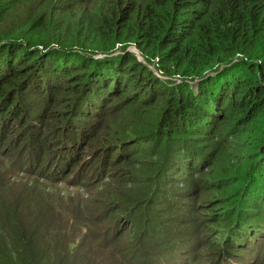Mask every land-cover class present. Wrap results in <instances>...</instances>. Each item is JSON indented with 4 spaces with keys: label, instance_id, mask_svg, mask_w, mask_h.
Listing matches in <instances>:
<instances>
[{
    "label": "trees",
    "instance_id": "obj_1",
    "mask_svg": "<svg viewBox=\"0 0 264 264\" xmlns=\"http://www.w3.org/2000/svg\"><path fill=\"white\" fill-rule=\"evenodd\" d=\"M263 173L264 0H0V264H264Z\"/></svg>",
    "mask_w": 264,
    "mask_h": 264
},
{
    "label": "rangeland",
    "instance_id": "obj_2",
    "mask_svg": "<svg viewBox=\"0 0 264 264\" xmlns=\"http://www.w3.org/2000/svg\"><path fill=\"white\" fill-rule=\"evenodd\" d=\"M128 50L132 53H135L136 55H138L139 57V60H141L143 63V59L139 56V53L136 51L135 47H132V46H129ZM145 64V63H144ZM149 68L153 71V73L159 78V79H162V80H167L168 78L167 77H164L162 75V71L160 70H157L156 67L150 65ZM120 103L119 101H117L116 104ZM129 109H132L131 107H124V108H119L117 109L116 113L114 114L113 117L110 118L109 122H111L113 119L115 120H120V121H123V124L124 126H129L131 123H133V116H132V113L129 112ZM209 171L206 172V174L208 173ZM205 178V177H204ZM13 181H16V183H19L20 186L21 183L20 181L18 180H15L14 178H12ZM263 179H264V173H263ZM72 183H73V180L68 182H58V183H50V182H46L45 183V186H46V191L51 194L52 191H56L57 193V198L63 200L62 204H63V209L64 208H69L68 206H70L71 208L69 209H73L74 207L79 208L81 207V209H84V208H90L91 205H88L87 204V201L90 196H93L92 195V190L90 187H87L86 185L84 187H81V186H72ZM94 186V185H92ZM115 187V186H114ZM116 188V187H115ZM133 188V186H127L126 189H123V193H126V192H129L130 189ZM178 192V191H177ZM102 200H104V196L102 197ZM67 202L70 203H74V205H69ZM100 202H104V201H100ZM180 203H184V202H189V200L187 199H184V200H180L179 201ZM206 207V212L203 213V217L202 219H204V223L205 225L211 223L210 221V217L209 216H212V215H216L217 212L214 211L215 209L212 210V206L210 204H207L205 205ZM204 215H207V216H204ZM103 215L101 214L99 216V219L102 218ZM111 221H105V224H106V227H110L111 225ZM112 225L114 226V224L112 223ZM97 226L101 229V235L103 234V228H104V225L102 223L100 224H97ZM94 232V231H93ZM183 261H179V262H176V264H183L182 263Z\"/></svg>",
    "mask_w": 264,
    "mask_h": 264
},
{
    "label": "clouds",
    "instance_id": "obj_3",
    "mask_svg": "<svg viewBox=\"0 0 264 264\" xmlns=\"http://www.w3.org/2000/svg\"><path fill=\"white\" fill-rule=\"evenodd\" d=\"M58 183V182H57ZM73 186V185H72Z\"/></svg>",
    "mask_w": 264,
    "mask_h": 264
}]
</instances>
